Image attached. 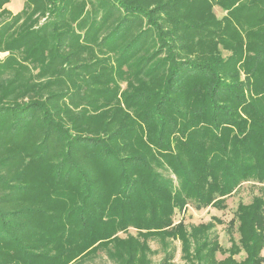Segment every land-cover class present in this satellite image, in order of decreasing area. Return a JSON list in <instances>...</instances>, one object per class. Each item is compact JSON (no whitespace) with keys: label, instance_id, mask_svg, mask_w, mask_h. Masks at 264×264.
Returning <instances> with one entry per match:
<instances>
[{"label":"trees","instance_id":"obj_1","mask_svg":"<svg viewBox=\"0 0 264 264\" xmlns=\"http://www.w3.org/2000/svg\"><path fill=\"white\" fill-rule=\"evenodd\" d=\"M9 1L0 264H172L174 240L186 264H264L262 194L237 204L228 248L173 220L264 191V0Z\"/></svg>","mask_w":264,"mask_h":264},{"label":"rangeland","instance_id":"obj_2","mask_svg":"<svg viewBox=\"0 0 264 264\" xmlns=\"http://www.w3.org/2000/svg\"><path fill=\"white\" fill-rule=\"evenodd\" d=\"M214 13L218 18H220L224 12L218 8L214 7ZM7 53H0V58L2 59ZM261 185L255 184L253 182H244L242 183L237 191L231 195H229L225 202L224 206L221 208L216 207H207L204 209L196 210L192 204H188L185 206L183 211H176L173 220L174 222H178L182 220L184 225L189 229L192 225H199L204 223H212L211 235H215L219 244L223 248H228L230 246V238L232 237L235 241L238 238L237 231L235 230V226L232 229H228V222L234 218L235 210L237 204L239 202L248 203L251 199L256 196L262 194L264 197V191L259 190ZM131 234H135L133 229H129ZM121 237H125L126 235L123 233L119 234ZM175 248V256L172 261V264H186L181 259V251H180V242L178 240L171 241ZM149 245L152 250H159L157 254L152 255V260L157 262L162 257L161 252V243L155 239L149 240ZM261 255L264 256V249L261 251ZM244 256L243 253L235 256L236 259H241ZM225 255L220 253L216 254L217 259L224 258ZM84 264H112V262L106 257L104 252H100L98 256L93 259L85 262Z\"/></svg>","mask_w":264,"mask_h":264},{"label":"crops","instance_id":"obj_3","mask_svg":"<svg viewBox=\"0 0 264 264\" xmlns=\"http://www.w3.org/2000/svg\"><path fill=\"white\" fill-rule=\"evenodd\" d=\"M23 5V0H10L3 6V8L7 9L12 14H16L22 10Z\"/></svg>","mask_w":264,"mask_h":264}]
</instances>
